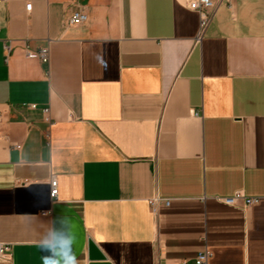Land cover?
I'll return each mask as SVG.
<instances>
[{
	"label": "crops",
	"instance_id": "0c3cea01",
	"mask_svg": "<svg viewBox=\"0 0 264 264\" xmlns=\"http://www.w3.org/2000/svg\"><path fill=\"white\" fill-rule=\"evenodd\" d=\"M193 1L0 0V264H264V0Z\"/></svg>",
	"mask_w": 264,
	"mask_h": 264
},
{
	"label": "built area",
	"instance_id": "2783aa9c",
	"mask_svg": "<svg viewBox=\"0 0 264 264\" xmlns=\"http://www.w3.org/2000/svg\"><path fill=\"white\" fill-rule=\"evenodd\" d=\"M189 8L192 11H196L200 15V31L198 35V39L201 38L202 34L204 31L208 28L210 25L211 21L213 20L214 17V11L216 8V4L212 0H194L190 5ZM27 11L32 10V4L27 5L26 7ZM88 21V15L84 11H75L70 20L69 23L70 25L73 26H78L86 23ZM5 49L9 53L11 50L10 46L5 45ZM27 57L29 59H39L43 63H48L50 60V56L48 51L46 50H41V51H27ZM33 108H36L35 105L32 106ZM46 113L49 112V110H45ZM46 138L48 141H50V133L46 134ZM17 148H21V146H17ZM59 196V184L58 180L56 177H53L51 181V198L52 201H55L58 199ZM245 201L247 206L253 205L256 200L255 199H247L243 194L238 193L233 197H228L221 199V201L229 206H234L236 205L239 201ZM152 211L154 214H157L158 212V206H159V199H154L150 201ZM166 207L170 206V201H164L163 203ZM50 213L44 212L43 215H49ZM11 254V248L8 245H3L0 244V257H9ZM210 257V253L208 251H203L199 253L197 258L195 259V264H208V260Z\"/></svg>",
	"mask_w": 264,
	"mask_h": 264
},
{
	"label": "clouds",
	"instance_id": "9594fccd",
	"mask_svg": "<svg viewBox=\"0 0 264 264\" xmlns=\"http://www.w3.org/2000/svg\"><path fill=\"white\" fill-rule=\"evenodd\" d=\"M75 240L69 218L54 221L38 241L39 247L46 253L42 257L43 264H78L73 252Z\"/></svg>",
	"mask_w": 264,
	"mask_h": 264
}]
</instances>
